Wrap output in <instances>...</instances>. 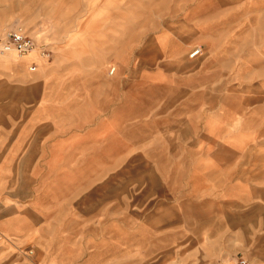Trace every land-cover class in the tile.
I'll use <instances>...</instances> for the list:
<instances>
[{
    "label": "rangeland",
    "instance_id": "374dc122",
    "mask_svg": "<svg viewBox=\"0 0 264 264\" xmlns=\"http://www.w3.org/2000/svg\"><path fill=\"white\" fill-rule=\"evenodd\" d=\"M258 1L0 0V206L30 208L9 224L21 264H236L210 165L226 149L195 130L179 79L212 78L201 88L220 98L226 70L190 54L231 29L235 44L251 40ZM19 27L50 56L2 52ZM163 33L187 42L186 58L163 55Z\"/></svg>",
    "mask_w": 264,
    "mask_h": 264
},
{
    "label": "crops",
    "instance_id": "0c3cea01",
    "mask_svg": "<svg viewBox=\"0 0 264 264\" xmlns=\"http://www.w3.org/2000/svg\"><path fill=\"white\" fill-rule=\"evenodd\" d=\"M243 1L245 5L250 4L249 0ZM258 3L264 5V0ZM258 20L261 23L252 30L251 40L245 30L246 34L238 41L241 43L235 44L231 29L225 41L216 47H209L208 42L202 43L201 53L194 58L189 57L194 63H206L205 68L226 70L225 77L221 79L226 86L219 90L220 98L218 88H201L206 84L217 85L212 78L193 76L179 79L182 86H186L188 80L194 90L196 107L192 114L195 125L199 127L195 130L209 134L208 138L216 141L218 149H226V156L215 157L210 165H216L212 172H216L215 194L217 198H224L227 206L226 227L237 230L236 235L242 245L237 250L236 264L240 260H246L247 264L264 263V156L249 157L247 154L249 150L264 151V10L258 15ZM207 39L216 40L217 37L209 35ZM188 48L182 38L163 33V55L181 60L187 57ZM187 89L190 90V86ZM18 146L22 148L23 144L18 142ZM220 201H215V204ZM15 203L9 199L5 206H0V220L3 221H0V264H21L26 259L24 252L20 251L22 235L12 232L9 224L11 227L13 220L18 225L19 215H24L30 208L24 207L20 211ZM29 215L32 216L30 212ZM33 218L40 222V212H35ZM252 230L258 233L257 237L253 238Z\"/></svg>",
    "mask_w": 264,
    "mask_h": 264
},
{
    "label": "built area",
    "instance_id": "2783aa9c",
    "mask_svg": "<svg viewBox=\"0 0 264 264\" xmlns=\"http://www.w3.org/2000/svg\"><path fill=\"white\" fill-rule=\"evenodd\" d=\"M38 48V43L36 39L29 34L23 27H19L8 32L5 36L4 42L2 44V52L5 54L17 53V55L25 56L34 52ZM41 55L44 57H49L50 54L47 52L46 47L40 48ZM201 50L197 49L190 54L191 58H194L200 54ZM30 71L35 73L37 71V66L35 62L31 63L29 67ZM239 264H247L246 260H240Z\"/></svg>",
    "mask_w": 264,
    "mask_h": 264
},
{
    "label": "bare ground",
    "instance_id": "6f19581e",
    "mask_svg": "<svg viewBox=\"0 0 264 264\" xmlns=\"http://www.w3.org/2000/svg\"><path fill=\"white\" fill-rule=\"evenodd\" d=\"M40 50V49H39ZM10 54H12V53H10ZM7 60V59H6ZM5 61V60H4ZM7 62H8V60H7ZM10 64V63H9ZM7 67V66H6ZM12 69V68H11ZM53 70V69H52ZM51 70V71H52ZM2 78V77H1ZM2 84V83H1ZM13 84V83H12ZM2 87V86H1ZM30 87V86H29ZM32 90V89H31ZM14 91H15V89H14ZM33 92V91H32ZM43 92V91H42ZM15 93V92H14ZM34 93V92H33ZM15 95V94H14ZM36 97V96H35ZM17 99V98H16ZM30 99V98H29ZM31 100V99H30ZM41 101V100H40ZM31 103H33L32 102V100H31ZM29 104V103H28ZM14 107V106H13ZM18 108H19V106H18ZM11 109V108H10ZM12 110V109H11ZM2 111V110H1ZM6 111V110H5ZM10 111V110H9ZM17 112V111H16ZM4 113V112H3ZM9 114V113H8ZM13 114V113H12ZM5 116V115H4ZM16 116V115H15ZM2 118V117H1ZM6 122V121H5ZM7 124V123H6Z\"/></svg>",
    "mask_w": 264,
    "mask_h": 264
}]
</instances>
